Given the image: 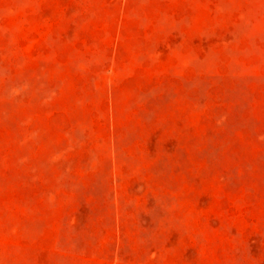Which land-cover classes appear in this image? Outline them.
<instances>
[{"label":"rangeland","instance_id":"374dc122","mask_svg":"<svg viewBox=\"0 0 264 264\" xmlns=\"http://www.w3.org/2000/svg\"><path fill=\"white\" fill-rule=\"evenodd\" d=\"M0 264H264V0H0Z\"/></svg>","mask_w":264,"mask_h":264}]
</instances>
